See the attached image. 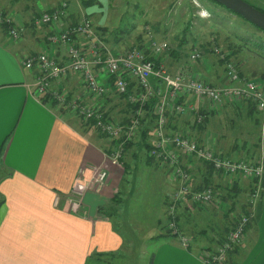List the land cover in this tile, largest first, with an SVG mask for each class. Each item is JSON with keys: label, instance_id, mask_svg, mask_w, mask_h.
Returning <instances> with one entry per match:
<instances>
[{"label": "crops", "instance_id": "crops-1", "mask_svg": "<svg viewBox=\"0 0 264 264\" xmlns=\"http://www.w3.org/2000/svg\"><path fill=\"white\" fill-rule=\"evenodd\" d=\"M62 1L67 2L68 9L56 26L34 25V16ZM105 4L102 0H93L87 6L81 0H0L2 12L11 16L12 23L24 26L20 37L14 39L7 28L0 25V264H99L95 254L107 252L114 253L113 257H105L109 261L107 264H114L112 260H126L137 251L144 260L148 256L147 244L153 242L155 249L150 251V264H204L198 254L202 248H210L203 247L207 246L204 245L207 230L212 235L210 244L217 245L234 226L235 215L243 207L234 204V199L228 204L222 203L225 205L218 207L223 213L220 221H211L213 214L218 212H212V206L181 204V231L192 238L198 235L199 242L203 241L195 246L192 240L189 248L182 247L175 236L158 232L161 223L165 222L164 204L178 181L175 179L167 184L165 180L167 187L162 197L159 200L149 197L146 202L150 205L138 207L139 201L147 196L139 197L144 192L139 189L144 180L131 173L135 167L129 158V150L125 149L120 163L114 162L107 155L113 144L103 134L73 111L59 107L57 102L43 100V96L36 93L34 72L23 67L22 59L45 51L58 62H66L65 47L48 39L54 30H64L87 17L93 21L98 40L113 51L123 50L119 37L110 32L109 17L104 19ZM72 39L81 48L86 43L78 36H72ZM159 60L171 74L186 72L185 68L177 67L176 58ZM245 61L242 66L245 77H256L264 87L262 63L256 62L260 69L258 73L248 68L247 58ZM94 70L105 84L109 81L100 67ZM217 70L209 65L202 73L190 70L186 73L202 76L204 81L213 85L225 84V71ZM51 89L69 97L77 96L86 101L84 103H93L75 73L52 82ZM120 97L111 90L100 100L105 115L114 122L128 121L131 115H127L130 104ZM214 113L207 121L205 133H208ZM176 120L169 130L187 133L197 139L193 129L196 123L192 119L185 118L184 127H180ZM262 122L264 127V120ZM207 144L218 150L215 143ZM260 160L264 166V146ZM183 163L191 166L195 184L202 185L204 165L192 158ZM99 165H104L108 171L105 184L99 190H87L79 209L70 211L68 196L79 170L84 169V178L87 179L91 170ZM158 167L160 172L170 173L168 168ZM128 173L132 174L131 180L126 178ZM210 177L216 179L217 185L228 184L222 176H213L212 171ZM242 181H239V187H244ZM262 182V195L247 225L245 240L228 252L224 264H264V173ZM160 201L163 205L161 212ZM142 210L146 216L155 211L152 229L139 219Z\"/></svg>", "mask_w": 264, "mask_h": 264}, {"label": "built area", "instance_id": "built-area-1", "mask_svg": "<svg viewBox=\"0 0 264 264\" xmlns=\"http://www.w3.org/2000/svg\"><path fill=\"white\" fill-rule=\"evenodd\" d=\"M67 9V2L62 1L49 10L41 11L33 17L32 22L37 26H56ZM0 25H4L14 39H18L24 31V26H15L11 16L3 13L1 8ZM72 36L83 38L85 45L82 48L78 46ZM48 39L53 44L59 43L65 47L68 59L60 63L45 51L27 55L22 59L23 67L34 72L33 84L36 93L41 97L48 95L59 107L71 110L83 121L91 123L113 144L107 155L114 162H121L126 145L136 137L145 112V104L156 94L153 81L158 80L161 83L160 103L156 107L157 120L150 139L149 155L160 167L168 168L172 177L178 181L177 187L169 196L166 217L169 232L182 246L188 247L192 237L179 228L177 219L179 206L185 203L211 206L220 203L223 197L216 183L197 186L191 166L184 165L183 160L192 158L198 162L208 163L211 165L213 176L220 175L230 184L239 177L257 179V182L254 181L252 191L248 193L247 212L235 215L234 226L212 251H202L201 260L205 264H221L227 252L245 240L247 225L252 219L261 194L263 162L260 159L247 161L232 158L222 151L213 149L207 142L197 141L187 133L169 130L167 112L192 119L195 123H204L209 114L224 104L246 101L255 103L264 113V87L261 82L241 76L238 63L229 58L228 53L221 55L227 79L225 84L213 85L201 77L191 76L183 71L171 74L164 63L160 60L155 61L154 57L168 49V42L151 39L145 48L133 46L122 51H113L98 40L93 21L87 17L64 30H54ZM199 59L201 51L195 47L189 54V60ZM96 67H100L108 76L109 81L106 84L97 76L94 70ZM69 73L78 76L93 103L87 104L77 96L69 97L51 89L52 82ZM111 90L123 95L132 107V114L125 123L114 122L105 115L100 100ZM107 178L108 171L104 165L91 170L87 179L84 178V169L81 168L68 196L70 211L76 212L85 192L89 189L99 190Z\"/></svg>", "mask_w": 264, "mask_h": 264}, {"label": "rangeland", "instance_id": "rangeland-1", "mask_svg": "<svg viewBox=\"0 0 264 264\" xmlns=\"http://www.w3.org/2000/svg\"><path fill=\"white\" fill-rule=\"evenodd\" d=\"M102 1L106 2L104 10L106 15L104 16V19L106 20L109 17L110 32L113 33V36L116 38L119 37L123 50L138 45L145 48L151 39L166 41L168 42V49L158 55L157 59L162 60L164 57L176 58L178 60H176L177 67L181 66L182 68H185L186 72L190 70V72L195 71L196 73H202L204 68H207L209 65H212L220 72H223V60L221 55H225L226 53L229 54L230 50L233 51L235 49V46L245 47L242 51L243 55L237 54V56H235V59L239 62V69H242L243 63L246 62L245 59L247 58L249 61L247 63L248 68L251 70L253 68L259 73L260 69L256 62H260L263 66L260 68L264 70V32L260 30L258 31L243 18L228 12L220 6L212 4L208 0ZM245 1L264 12V0ZM230 44L233 46H230ZM195 47L199 48L201 51V59L190 61L189 54ZM228 47L230 50H228ZM243 58L245 59L243 60ZM120 96L122 101H125V97L123 95ZM242 103L243 102L226 103L227 105L224 104L219 110L215 111V113L213 112L215 115L212 116L211 125L208 124V133H205V130L201 132L196 131L195 136H197V138L200 136L201 142L215 143L216 149L222 150L225 155L230 157L247 161L258 160L263 155L262 143L264 131L262 121L264 120V113L259 109L248 113V110L247 112L244 110V108L248 109V105L245 106L244 104L242 105ZM239 106H241V111H239ZM168 113L171 115L170 112ZM213 113L209 114V117L205 121L206 123ZM129 114H132V107L130 109V107L127 106V115L129 116ZM258 117H260L261 123L256 124L255 119ZM177 118L181 124L180 127H184L185 123H187V121L184 120L185 118ZM144 124L145 123L143 122V126ZM196 125L197 123L193 126V129H195ZM140 128L133 141L140 140ZM205 129H207V124ZM148 137L150 143L152 135H149ZM128 150L131 154L129 158L132 160V164L135 167L134 172L132 171L131 173H133V176L137 177V179L144 180V184L141 183L143 184V187L141 186L139 188L144 192L142 193L139 191V193H142L139 197L144 198L147 196L146 199H141L137 206L145 207L150 205V203L146 202L147 198L153 197L154 200H159L162 197V192L167 187L164 183L165 180L167 184H170L171 181L175 179L172 177L171 173L165 174L160 172L161 169L158 167V164L154 159L151 163H147L145 150L141 146L135 144L133 148ZM252 156L255 157L251 158ZM198 163L201 164V162ZM131 173L126 175L127 179L131 180ZM241 179H243L241 183L244 182L245 186L242 188L240 195L227 197L226 200L222 198L220 203L211 205L213 207L212 212L218 211L213 214L215 216L211 217V221H220V218L222 217L221 214L223 213L221 212V208L218 209L219 205L222 203L228 204L232 202L233 199L234 204H239V206L242 204L244 207H242L237 213L244 212L245 208V211L248 210V193L252 191V186L253 184L255 186V183L254 180L239 177V181H241ZM209 183H216V179L212 177ZM217 186H219L221 192L224 193L227 186L229 187L231 184L225 183ZM243 196L244 199L242 200ZM186 204L187 203L182 205L186 206ZM167 205L168 202L164 204L165 215L167 213ZM162 209L163 205L160 201L159 211L161 212ZM141 212L142 217L139 219L142 220V223L146 227L152 229V219L154 218L155 211H152V213H149L147 216L143 210ZM161 217H163L162 214ZM177 219L180 226L182 218H180L179 211ZM167 224L168 218L165 216V222L164 224L161 223V226L159 225L158 232L161 231L162 234L170 233ZM197 228L198 230H201L200 227ZM207 233V237H205L207 242L204 244L207 246L203 247L210 248L201 249L198 254L200 259L203 250L212 251L214 248L213 244H210L212 236L211 232L207 230ZM193 235L196 234L193 233ZM192 240L195 246H198L199 243H203V241L199 242L198 235H196L195 238H192ZM190 246L191 244L188 247H182L189 248ZM147 247L149 249L147 250L148 256H145L144 260L141 259L139 251H137L132 252L126 260L116 261V259H114L112 261H114V264H150V251H154L155 242L148 243ZM227 256L228 252L225 260L227 259ZM225 260L221 264H224ZM228 264L232 263L229 262Z\"/></svg>", "mask_w": 264, "mask_h": 264}, {"label": "trees", "instance_id": "trees-1", "mask_svg": "<svg viewBox=\"0 0 264 264\" xmlns=\"http://www.w3.org/2000/svg\"><path fill=\"white\" fill-rule=\"evenodd\" d=\"M82 1V3H83V5L84 6H87L88 5V3L89 2H91V1H93V0H81ZM208 1H210L212 4H214V5H217V6H220V7H222V8H224L225 10H227L228 12H230V13H233L234 15H237V14H235L234 12H232L231 10H229V9H227V8H225L223 5H221V4H219V3H217L216 1H214V0H208ZM254 6V5H253ZM259 9V8H258ZM261 10V9H260ZM237 16H239V17H241L240 15H237ZM241 18H243V17H241ZM244 19V18H243ZM245 21H247L246 19H244ZM248 23H250L252 26H254L258 31L260 30V31H262L261 29H259L258 27H256L255 25H253L251 22H249V21H247ZM95 30H96V28H95ZM262 32H264V31H262ZM230 46H233L232 44H230ZM133 47V46H132ZM138 47H141L140 45H138ZM129 48H131V47H129ZM143 48V47H142ZM245 47H236L235 46V49L233 50V51H231L230 49H229V47H228V50H230V53H229V55H230V57L229 58H231L232 57V59H234L237 63H239L236 59H235V56H237V54L238 55H243L242 54V51H243V49H244ZM152 57V59H154L153 58V56H151ZM159 59H155V61H158ZM220 62V61H219ZM221 63V62H220ZM223 65V64H222ZM243 69H239V71H240V75L241 76H243V77H245V74L243 73V71H242ZM248 78H251V79H255L256 77H248ZM111 82H112V80H111ZM153 84H154V87H155V91H156V94H155V96H153L149 101H147L146 102V104H145V112H144V115H143V118H142V120H141V130H140V140L139 141H131V142H129L127 145H126V148L127 149H130V148H133V146L136 144V145H138V146H141L144 150H145V153H146V161H147V163H151L152 161H153V158L149 155V151H150V149H151V143H149V135H152V133H153V131H154V129H155V124H156V120H157V115H156V107H157V105L160 103V90L162 89V85H161V83L158 81V80H154L153 81ZM43 100H49V101H51V102H53L54 104H56V102H55V100H53L52 98H50L48 95H44L43 96V98H42ZM238 103V102H237ZM248 105V109H245L244 108V110L247 112V110H248V113H251L253 110H256L257 111V106H256V104L255 103H253V102H243L242 103V105ZM129 107H130V109H131V105H129ZM237 107V106H236ZM235 107V108H236ZM239 111H241V106H239ZM167 116H168V118H169V121L167 122V128H172V123L176 120V119H178L177 117H176V115H174V114H171V115H169V113L167 112ZM175 117V118H174ZM176 121H178V120H176ZM125 122H127V120L126 121H123V123H125ZM143 122L145 123L144 124V126H143ZM255 123L256 124H259V123H261V120H260V117H258V118H256L255 119ZM90 125H91V123H89ZM206 122L205 123H197V125H196V127H195V130L196 131H198V132H201V131H204L205 130V128H206ZM195 125V124H194ZM261 126V125H260ZM259 126V127H260ZM263 131H264V127H263ZM197 138V137H196ZM259 139V138H258ZM197 141H199V142H201L200 140V136H199V138H197L196 139ZM263 146H264V134H263ZM228 156V155H227ZM253 157H255V156H252L251 158H253ZM250 158V159H251ZM262 159H263V157H262ZM158 164V163H157ZM201 164L202 165H204V169H205V172H204V179H203V181L204 182H202V183H209L210 182V180H211V177H210V174H211V171H212V168H211V165H209L208 163H204V162H201ZM255 182H257V179H255L254 180ZM262 179H261V187L263 186L262 185ZM201 185V184H200ZM235 185V186H234ZM245 186V185H244ZM219 187V186H218ZM220 188V187H219ZM242 186H240L239 187V179H237V180H234L233 182H232V185L231 186H227V188H226V191L223 193V198H224V200H226V198L227 197H230V196H232V197H235V196H237V195H240V193H241V191H242ZM263 190L261 189V192H262ZM261 195H262V193L260 194V196H259V199H258V201H257V203H256V206H255V210H256V208H258V202H259V200H260V198H261ZM226 196V197H225ZM189 205V204H188ZM190 206H192V205H190ZM244 208V207H243ZM246 210V208L244 209V212H247V211H245ZM255 210H254V212H255ZM234 249V248H233ZM232 249V250H233ZM231 250V251H232ZM231 251H229V252H231ZM114 253L113 252H107V253H96L95 254V259L99 262V264H107V263H109V261H108V259H105V257H109V256H111V257H113L114 255H113ZM227 258H228V256H227ZM91 261V259H89V262ZM88 262V261H87Z\"/></svg>", "mask_w": 264, "mask_h": 264}, {"label": "water", "instance_id": "water-1", "mask_svg": "<svg viewBox=\"0 0 264 264\" xmlns=\"http://www.w3.org/2000/svg\"><path fill=\"white\" fill-rule=\"evenodd\" d=\"M264 31V12L245 0H214Z\"/></svg>", "mask_w": 264, "mask_h": 264}]
</instances>
